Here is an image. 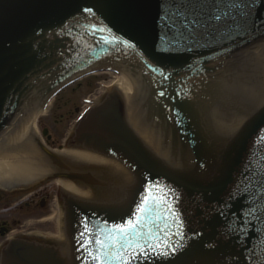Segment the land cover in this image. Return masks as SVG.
Wrapping results in <instances>:
<instances>
[{"label":"water","instance_id":"95a60500","mask_svg":"<svg viewBox=\"0 0 264 264\" xmlns=\"http://www.w3.org/2000/svg\"><path fill=\"white\" fill-rule=\"evenodd\" d=\"M235 2L0 0V137L28 104L9 140L20 149L0 156V179L29 184L43 176L45 164L28 141L43 114L38 97L71 79L118 68L139 107L122 89L110 92L74 132L75 144L114 161L82 150L66 154L117 174L124 199L113 205L67 200L65 257L19 242L0 264H90L85 223L97 233L135 220L147 185L168 194L182 235L173 224L168 234L178 250L132 264H264V141L257 143L264 135V28L238 27L242 10L230 7ZM177 10L183 16L171 15ZM254 18L264 19V3ZM56 182L76 199H90L88 190ZM249 208L256 211L241 217ZM142 224L145 233L160 226L154 215Z\"/></svg>","mask_w":264,"mask_h":264},{"label":"flooded vegetation","instance_id":"af4514ba","mask_svg":"<svg viewBox=\"0 0 264 264\" xmlns=\"http://www.w3.org/2000/svg\"><path fill=\"white\" fill-rule=\"evenodd\" d=\"M65 90L67 88L52 97L45 107L43 117ZM52 115L51 111L47 118H52ZM81 117L82 113L77 112V117L71 120L70 124L68 122L65 124L62 131H66V135L62 139L61 146L57 147L55 139L49 132L53 131L49 128L52 124L49 120L39 122V118L36 122L38 133L31 135L28 141L45 164L46 170L43 176L29 184L23 182L25 178L22 177L0 179V263L2 253L13 243L21 242L61 252L68 248V241L64 235L65 202L74 197L58 188L55 185L56 181H65L88 190L90 193L88 201L94 204H116L119 197H123L125 187L122 188L117 174L106 169L82 166L55 153L65 148L92 154L91 151L74 142V131H82L77 127ZM65 120L69 121V117ZM17 133L19 131H8L4 138L0 139V156L12 149H20L19 147L15 149V146L11 145L12 148L9 144V140L15 139ZM30 159L31 165H37L33 170L39 172V163L33 161L35 157L31 156Z\"/></svg>","mask_w":264,"mask_h":264},{"label":"snow or ice","instance_id":"6c2138e0","mask_svg":"<svg viewBox=\"0 0 264 264\" xmlns=\"http://www.w3.org/2000/svg\"><path fill=\"white\" fill-rule=\"evenodd\" d=\"M259 3H264V0H247V2L238 0V2L230 5L232 8L242 10L238 27H247L249 31L264 28V19L256 20L254 18V12ZM84 12L91 14L92 9L86 8ZM177 14L183 16V13H179L178 10L171 13V15ZM249 17H253L251 25H248ZM162 18L167 19L168 13H165ZM215 19L220 20L221 16L216 15ZM95 30L93 27V31ZM161 95L164 93L161 92ZM260 141H264V135L259 136L257 143ZM144 191L145 194L141 198V203L137 205L135 220H129L127 224L112 225L110 230H101L97 233L90 232L85 223L81 237L83 238L84 250L90 258V264H132L133 260H150L153 256L167 258L178 250L179 246L170 242L171 238L168 233L172 225L175 224L177 226L176 234L182 235L179 232L182 225L179 222V216L167 199L168 194L163 191H153L152 185H147ZM255 211V208H249L240 215L244 217ZM221 214L227 215L223 210H221ZM150 215L155 216V220L160 226L156 231L150 229L145 233L142 230V221ZM246 223V220H241L242 225ZM89 236H93L94 239H88ZM93 244L95 245L94 248L92 247Z\"/></svg>","mask_w":264,"mask_h":264},{"label":"rangeland","instance_id":"374dc122","mask_svg":"<svg viewBox=\"0 0 264 264\" xmlns=\"http://www.w3.org/2000/svg\"><path fill=\"white\" fill-rule=\"evenodd\" d=\"M113 76L115 75L103 74L84 78L80 80L79 85L67 88V90L58 96L51 109L48 108L45 116H42L39 122H46L49 120V123L52 124L49 128L53 131L49 132L56 141V147L61 146L62 139H64L63 137L66 135V131H62L65 124H67V122L70 124L69 122L77 117V112L82 113L87 108L89 101L95 103L98 99H101L106 92L101 86L109 81L108 77ZM51 111L53 114L52 118L48 119L47 117ZM67 117H69V121L65 120ZM45 125L47 126V124ZM37 126H39V124H37Z\"/></svg>","mask_w":264,"mask_h":264},{"label":"bare ground","instance_id":"6f19581e","mask_svg":"<svg viewBox=\"0 0 264 264\" xmlns=\"http://www.w3.org/2000/svg\"><path fill=\"white\" fill-rule=\"evenodd\" d=\"M109 81L106 82L104 85H102V89L106 90V91H117L122 89L125 94L129 97V99L134 103V105L138 107V96L136 92L132 91V87H131V83L128 79H126L125 77L121 76L120 74H117L113 77H108ZM34 133L37 135V131L36 128L34 129ZM67 150L68 149H62L56 152L58 153L59 157H64L66 158V154H67ZM55 185L58 186V188H60L62 190V187L60 185L59 182H55ZM63 191V190H62Z\"/></svg>","mask_w":264,"mask_h":264}]
</instances>
